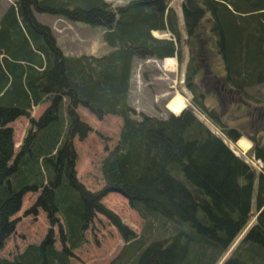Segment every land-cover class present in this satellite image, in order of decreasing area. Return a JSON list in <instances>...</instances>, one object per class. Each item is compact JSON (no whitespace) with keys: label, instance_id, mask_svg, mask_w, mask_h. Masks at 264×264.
Returning <instances> with one entry per match:
<instances>
[{"label":"trees","instance_id":"trees-1","mask_svg":"<svg viewBox=\"0 0 264 264\" xmlns=\"http://www.w3.org/2000/svg\"><path fill=\"white\" fill-rule=\"evenodd\" d=\"M172 2L11 0L2 11L0 250L27 193L35 199L25 215L41 210L49 227L38 243L11 259L0 257V264H71L98 214L123 240L108 264H264V0H180V17ZM35 13L100 26L109 50L101 56L65 55ZM155 31L169 37H156ZM184 36L190 107L165 118L138 112L128 102L133 60L172 57L180 70ZM202 39L211 46L212 74L252 107L243 130L224 122L198 94V67L210 72L192 54ZM39 105L45 107L34 118L30 112ZM79 107L99 120H122L115 145L101 160L98 190L77 177L74 139L92 131ZM193 109L227 140L247 139L246 155L260 169L235 155ZM21 116L28 127L15 152L9 124ZM112 192L142 219L138 233L102 203Z\"/></svg>","mask_w":264,"mask_h":264},{"label":"rangeland","instance_id":"rangeland-1","mask_svg":"<svg viewBox=\"0 0 264 264\" xmlns=\"http://www.w3.org/2000/svg\"><path fill=\"white\" fill-rule=\"evenodd\" d=\"M107 1L120 4L128 0ZM10 2L11 0H0V15ZM172 6L180 17V0H173ZM35 17L39 22L50 26L57 45L65 55L88 54L101 56L109 50V47L102 39L103 29L100 26H90L82 22H73L42 13H35ZM153 35L161 38L169 37L168 33L163 34L156 31L153 32ZM182 48L184 49L182 50L180 70L177 69V61L175 59L174 63L169 64L163 61L164 59L148 58L139 60L135 58L133 60L128 102L138 112L165 118L172 112L168 107V102L177 94L182 97L183 109L190 107V94L183 80V73L190 59L189 43L185 36L182 39ZM213 67L216 73L220 74V66L217 67L214 64ZM199 83L201 84V82ZM262 90H264V87H262ZM212 99H214L213 96H210L209 99H206V103L212 105ZM236 104L239 108H236L235 104H231L225 110L219 108L222 114L221 119L236 129L243 130V127L240 129V125L249 124L248 115L252 107L245 106L243 108L238 102ZM44 107L45 105L34 107L30 115L34 118L37 117ZM245 110L247 112H244ZM77 112L80 118L92 128V131L84 140L74 139V147L77 152L75 166L77 177L88 189L98 190L103 184L100 174L101 160L106 155V148L111 149L115 145L122 120L120 117L113 115H106L99 120L82 107L77 108ZM193 113L213 133L220 135L235 155L243 158L255 170L260 169L259 162L246 155V151L251 146L248 140L241 137V139H245L248 142V146L241 144L239 139L236 142H231L224 138L204 115L195 110H193ZM176 114H179V112ZM9 125L13 129L14 150L16 152L28 127V119L21 116ZM255 196L256 190L254 189L252 205H254ZM34 199L35 194L33 193H27L23 196L21 209L13 217L18 219L15 230L6 238L3 248L0 250V257L11 259L15 253L21 252L26 245L38 243L47 232L49 226L41 210H38L36 215H25L24 213L32 205ZM102 203L116 213L121 221L134 232L138 233L140 231L143 221L129 206L123 196L115 192L108 193L103 196ZM254 220V217H252L251 223ZM54 231H56V227H54ZM85 237L86 242L73 250L74 257L71 260V264H108L123 245V240L116 228L104 216L99 214L91 227L87 229ZM231 250L232 248L225 253L224 257L229 256Z\"/></svg>","mask_w":264,"mask_h":264},{"label":"flooded vegetation","instance_id":"flooded-vegetation-1","mask_svg":"<svg viewBox=\"0 0 264 264\" xmlns=\"http://www.w3.org/2000/svg\"><path fill=\"white\" fill-rule=\"evenodd\" d=\"M205 42V39H202L200 44L196 46V50L192 53L195 60H197L201 64H204V66H206L210 70V72L207 71V74H204V69L202 67L199 66L197 69L199 71H197L198 73H196V80L198 82H201L203 87V89L198 92V94L202 96L201 100H203V103L208 105L206 103V99H209L212 93L216 94V97H214V95V99H212L213 104L208 105L210 108L214 109L216 113L219 112V108L223 110L227 109V107L230 106L229 104L231 103L235 104L236 108H239L236 102H238L240 106L244 108L245 104H243L238 93L230 90L225 86L221 78H219L215 74H212V62L211 64H209V60L211 59V56L213 54H211V49L204 46ZM210 91H212V93ZM244 112H247V110H245Z\"/></svg>","mask_w":264,"mask_h":264},{"label":"bare ground","instance_id":"bare-ground-1","mask_svg":"<svg viewBox=\"0 0 264 264\" xmlns=\"http://www.w3.org/2000/svg\"><path fill=\"white\" fill-rule=\"evenodd\" d=\"M163 61H165V62H167L169 64V63H172L174 61V58L167 57ZM168 107L170 108V110L173 113L180 112L182 110V108L184 107V103H183L182 97L179 94L175 95L173 98H171L169 100ZM239 141H240L241 144H243L245 146L249 145L248 142L245 139H241L240 138Z\"/></svg>","mask_w":264,"mask_h":264},{"label":"water","instance_id":"water-1","mask_svg":"<svg viewBox=\"0 0 264 264\" xmlns=\"http://www.w3.org/2000/svg\"><path fill=\"white\" fill-rule=\"evenodd\" d=\"M172 114H176V113H173V112H172Z\"/></svg>","mask_w":264,"mask_h":264},{"label":"clouds","instance_id":"clouds-1","mask_svg":"<svg viewBox=\"0 0 264 264\" xmlns=\"http://www.w3.org/2000/svg\"><path fill=\"white\" fill-rule=\"evenodd\" d=\"M254 160V159H253Z\"/></svg>","mask_w":264,"mask_h":264}]
</instances>
